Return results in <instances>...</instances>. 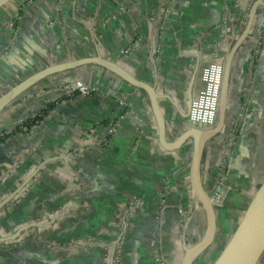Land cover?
Returning <instances> with one entry per match:
<instances>
[{
  "label": "crops",
  "instance_id": "obj_1",
  "mask_svg": "<svg viewBox=\"0 0 264 264\" xmlns=\"http://www.w3.org/2000/svg\"><path fill=\"white\" fill-rule=\"evenodd\" d=\"M256 1L11 0L0 7V94L45 66L99 55L155 87L173 140L201 68L225 57ZM231 66L225 125L200 164L208 193L224 180L213 241L224 244L264 179V0ZM75 79L96 90H70ZM189 145L163 148L145 92L98 64L32 84L0 111V201L39 168L0 208V264H180L205 229Z\"/></svg>",
  "mask_w": 264,
  "mask_h": 264
},
{
  "label": "water",
  "instance_id": "obj_2",
  "mask_svg": "<svg viewBox=\"0 0 264 264\" xmlns=\"http://www.w3.org/2000/svg\"><path fill=\"white\" fill-rule=\"evenodd\" d=\"M10 0H0V7L4 6ZM259 1L254 2L250 9L246 26L240 36L232 45L228 53L223 57V71L219 93L218 110L215 124L210 128L184 127L182 131L173 140L166 137V123L164 115L159 103L160 95L156 92L155 87L147 82L137 79L128 70L121 67L117 63L102 58L97 55L94 57H86L80 59L69 60L58 64L48 65L44 68L33 72L24 79L10 86L6 91L0 94V111L9 104L23 90L36 83L40 79L66 69L75 68L86 63H95L115 73L127 83L143 90L148 98L150 108L152 110L156 127L158 140L166 150H175L180 148L184 143L190 140L191 151L189 160V183L191 193L196 199L197 207H199L205 217V229L200 239L191 246L185 247L180 264H194L195 259L205 252L213 243L216 233V211L215 206L211 202L210 194L206 191L202 184L200 174V164L202 154L207 141L219 134L225 125L227 116L228 102V86L231 74V64L234 52L248 35L252 24L255 9ZM192 92L191 89L186 94L185 112L182 113L186 118L191 105ZM68 161V156L62 157ZM39 169V168H38ZM38 169L25 178L19 186L0 201V208L8 203L27 182L37 173ZM73 182L71 181V184ZM17 230L16 234L11 236L15 238L21 230ZM6 240V238H0ZM264 252V179L254 191L249 203L242 213L233 232L230 234L221 252L210 264H257L261 254ZM114 255V251L113 254ZM113 260V256L111 261Z\"/></svg>",
  "mask_w": 264,
  "mask_h": 264
},
{
  "label": "built area",
  "instance_id": "obj_3",
  "mask_svg": "<svg viewBox=\"0 0 264 264\" xmlns=\"http://www.w3.org/2000/svg\"><path fill=\"white\" fill-rule=\"evenodd\" d=\"M223 71V58L214 59L207 62L200 70L201 85L192 93L191 105L189 112L182 124L184 127H198L210 128L216 122L219 93ZM70 90H77L81 95H89L96 90L94 85L85 83L80 79H75L70 83ZM126 104L123 99L118 102L119 107H124ZM243 109V107H242ZM114 124L111 125L109 130H113ZM235 122L230 130L229 143L234 140ZM228 154V153H227ZM230 155V153H229ZM75 185L74 183H72ZM70 188H74L71 186ZM226 187L223 178L220 176L214 184V188L210 194L211 202L214 206H223L226 196ZM181 215L185 214L182 208H178ZM159 222L161 219L159 218ZM157 261L164 264L160 257L156 258Z\"/></svg>",
  "mask_w": 264,
  "mask_h": 264
},
{
  "label": "rangeland",
  "instance_id": "obj_4",
  "mask_svg": "<svg viewBox=\"0 0 264 264\" xmlns=\"http://www.w3.org/2000/svg\"><path fill=\"white\" fill-rule=\"evenodd\" d=\"M189 148H190V151H191V145H189ZM225 206H226V203L223 205V207H225ZM223 207L222 206L221 207L220 206H215V211L216 212L217 211H222ZM240 218L238 217L237 223L240 220ZM220 240H221V238L220 239L217 238L216 241L213 242L212 245L205 251V254H207V256L204 254V257L203 256L199 257V260H201V262H200L201 264H210L212 262V260H214L217 257V255L221 252V250H222V248L224 246V243L222 241H220Z\"/></svg>",
  "mask_w": 264,
  "mask_h": 264
}]
</instances>
